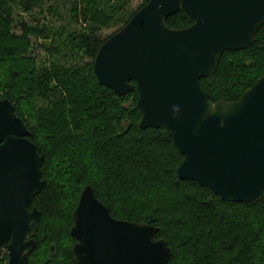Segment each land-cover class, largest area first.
I'll return each mask as SVG.
<instances>
[{"label":"trees","instance_id":"obj_1","mask_svg":"<svg viewBox=\"0 0 264 264\" xmlns=\"http://www.w3.org/2000/svg\"><path fill=\"white\" fill-rule=\"evenodd\" d=\"M130 1L72 0L70 14L82 26L68 34L65 48L89 63L66 66L54 47L64 28L19 19L21 34L13 32V5L28 13L43 0H0V98L14 105L44 156L47 182L30 206L41 218L27 264H77L72 215L88 186L111 217L157 228L154 238L172 252L167 264H264V198L249 207L228 203L179 179L183 157L171 138L160 128L138 127L137 91L119 97L96 81L93 62L106 40L98 32L125 26L145 4L132 12ZM166 25L181 30L192 21L180 12ZM32 38L46 42L44 51L55 58L38 63ZM263 75L264 25L247 49L224 52L213 77L200 83L210 102H236ZM0 264H7L4 250Z\"/></svg>","mask_w":264,"mask_h":264},{"label":"water","instance_id":"obj_2","mask_svg":"<svg viewBox=\"0 0 264 264\" xmlns=\"http://www.w3.org/2000/svg\"><path fill=\"white\" fill-rule=\"evenodd\" d=\"M145 4L100 46L96 81L119 97L137 91L140 129L160 128L183 157L181 180L222 201L249 207L264 198V75L236 102H210L200 81L216 72L224 52L247 49L264 25V0H143ZM183 12L192 25L173 30ZM14 105L0 98V251L7 264H27L41 213L29 207L47 187L44 156ZM77 264H167L158 229L110 216L91 186L72 215Z\"/></svg>","mask_w":264,"mask_h":264},{"label":"rangeland","instance_id":"obj_3","mask_svg":"<svg viewBox=\"0 0 264 264\" xmlns=\"http://www.w3.org/2000/svg\"><path fill=\"white\" fill-rule=\"evenodd\" d=\"M143 3V0H131L128 6V9L130 11H135L139 6H141ZM72 7V0H43L41 7H36L32 11L26 13L24 12L20 6L13 5L14 10V27L13 32L17 35L21 34L20 26H19V19H21L23 22L27 23L28 25L35 26L36 21L35 19H38L39 21L47 24L51 29H65V34L63 38H61L60 42H57L54 44V47L57 48V56L56 59L63 62L64 65H73V66H81L83 64L89 63V61L86 58H76V56H72L69 52V49L65 48V44L67 43L65 40L69 33L73 31H77L82 26V23H76L73 21L72 16L70 14ZM49 9H52V12H49ZM121 24H113L108 28H102L98 35L102 39H108L111 35L116 33L118 30H120ZM33 48L31 55L35 57L38 61V63L41 62H47L49 60H53L55 57L52 56V54L44 51V44H47L46 42H43L41 40H37L35 38H32ZM41 106H44L43 104Z\"/></svg>","mask_w":264,"mask_h":264},{"label":"flooded vegetation","instance_id":"obj_4","mask_svg":"<svg viewBox=\"0 0 264 264\" xmlns=\"http://www.w3.org/2000/svg\"><path fill=\"white\" fill-rule=\"evenodd\" d=\"M30 206H31V205H30ZM31 209H32V208L29 207V210H30V211H31ZM31 238H32V237H31ZM32 239H33V238H32ZM1 251H2V250H1ZM1 251H0V252H1ZM4 251H5V250H4ZM5 252H6V251H5Z\"/></svg>","mask_w":264,"mask_h":264}]
</instances>
